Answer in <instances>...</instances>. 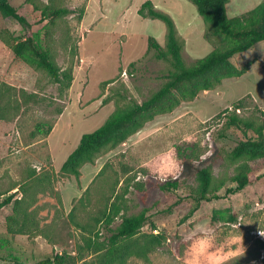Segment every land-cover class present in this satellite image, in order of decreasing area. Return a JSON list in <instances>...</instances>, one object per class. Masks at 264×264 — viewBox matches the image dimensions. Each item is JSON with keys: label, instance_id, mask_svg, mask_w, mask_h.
Instances as JSON below:
<instances>
[{"label": "rangeland", "instance_id": "1", "mask_svg": "<svg viewBox=\"0 0 264 264\" xmlns=\"http://www.w3.org/2000/svg\"><path fill=\"white\" fill-rule=\"evenodd\" d=\"M9 1L30 26L0 13V82L35 93L36 100L22 106L15 117L0 119V205L11 194L22 196L18 189L32 171L35 177L43 178L32 193L37 194L40 226L50 241L43 236L9 234L6 218L14 205H2L0 264H37L56 252L88 260L101 256L104 250L85 249L78 255L84 235L67 215L82 199L76 209L78 219L82 223L91 221L113 191L124 192L120 200L123 209L110 228L119 224L122 213L145 211L148 215L133 238L142 255L129 256L126 264H181L179 258L187 247L183 237L201 221L209 222L220 238L231 235L235 239L233 247L239 255L231 264H264V156L230 159L238 142L257 138V133L227 126L225 116L216 117L243 99V106L235 113L256 124L262 121L257 108L264 109V40L231 58L232 64L242 70L239 77L224 78L213 89L199 91L171 112L156 115L116 148L100 152L94 164L82 166L78 185L75 177H64L59 169L81 135L94 131L112 112L144 101L166 80L169 63L157 59L154 50L145 55L148 36L164 47L165 25L159 19L138 15L146 0ZM32 1L52 2L72 13L59 19L46 35L47 20L41 19ZM151 1L173 18L177 35L184 42L182 56L187 65L213 48L225 46L210 34V24L190 0ZM236 4L235 12L240 14L257 3L230 0L226 7L229 17ZM29 34L42 47H50L61 69H72L73 81L64 92L45 71L14 57L8 42ZM163 151L174 155L180 165L177 178L166 181L177 183L173 189L163 188L166 182L142 164ZM245 164L250 183L240 191L229 192L236 187L235 178ZM203 167L211 173L208 195L220 198L200 201L186 217L196 204L198 170ZM101 169L103 175L91 186ZM94 227L101 239L110 234L104 224ZM155 235L162 237L160 243L152 244L149 239Z\"/></svg>", "mask_w": 264, "mask_h": 264}, {"label": "trees", "instance_id": "2", "mask_svg": "<svg viewBox=\"0 0 264 264\" xmlns=\"http://www.w3.org/2000/svg\"><path fill=\"white\" fill-rule=\"evenodd\" d=\"M30 1V0H29ZM197 13L205 22L210 24V34L219 38L225 46L215 47L203 57L197 59L193 64L187 65L182 56L184 42L177 35V30L173 18L156 8L151 0L144 1L138 9V15L151 19H159L166 28L165 45L162 47L153 36L147 38L148 54L151 50L155 51V57L167 61L170 70L166 74V80L142 102H131L129 105L112 112L103 123L92 132L81 135L77 146L67 155L62 162L59 172L64 177L73 176L80 185L79 177L83 165L94 164L98 154L104 150L116 148L125 142L130 136L141 130L144 125L153 120L158 114L171 112L178 107L184 100H192L201 90H210L221 83L224 78L239 77L242 70L237 69L231 62V58L236 54L245 52L255 44L264 40V0H261L254 8L229 17L227 15V4L230 0H190ZM33 7L39 12L41 19L47 20L48 29L46 35L50 34V27L56 22L72 13V10L66 7L56 6L54 3H37L32 1ZM0 13L5 17L15 19L22 25L30 26L28 21L20 15L17 8L9 0H0ZM9 47L15 58L20 59L31 67L45 71L52 81L57 84L60 92H64L71 86L73 81L72 69H61L54 60L50 47H42L32 35L25 38L8 42ZM134 63H130L133 65ZM111 81H107L110 83ZM36 100L35 93H28L25 89H16L11 85L0 82V119L8 120L19 112L22 106ZM244 100L239 99L232 104V108L225 109L218 113L216 117L225 116L224 123L227 126L236 128H246L257 133V138H247L236 144L230 153V159L235 161L239 159L253 160L264 156V109L257 108L262 116V121L256 124L253 120H244L239 117L235 111L243 106ZM229 112V113H227ZM101 169L93 180V185L97 183L103 175ZM248 166L245 164L235 178L236 187L229 192L234 193L242 190L250 183ZM28 176L21 189H18L22 196L16 198L11 194L6 197L0 206L13 202V212L6 218V229L11 235L23 234L27 237L43 236L48 241L50 238L40 226L38 217L39 207L36 205L37 199L34 185H41L43 178ZM199 185L196 191V204L186 215L190 216L200 204V201L219 199V195L209 196L211 183V173L208 168L198 170ZM91 186L88 187L87 193ZM163 188L173 189L177 183L166 182ZM10 188L8 191L13 190ZM121 193H113L108 197L104 206L98 208L97 213L91 217V221L82 223L76 213L77 206L81 200L73 205L67 217L71 224L80 229L83 233L82 244L77 248L79 254L85 249L93 251L104 250V253L94 259H85L84 256H71L66 253H54L38 261L37 264H126L129 256H141V251L135 246L134 236L139 232L148 220L145 211L134 215L121 214L120 222L115 228H110L116 216L123 209L120 200ZM113 199L111 200V198ZM103 202V197L101 198ZM59 205H62L58 197ZM104 224L109 231V235L100 238V231L95 230V225ZM161 235H155L149 241L160 243Z\"/></svg>", "mask_w": 264, "mask_h": 264}, {"label": "clouds", "instance_id": "3", "mask_svg": "<svg viewBox=\"0 0 264 264\" xmlns=\"http://www.w3.org/2000/svg\"><path fill=\"white\" fill-rule=\"evenodd\" d=\"M211 154V152L207 153V155ZM142 164L149 167L161 182H166L169 177L177 178L180 168L174 155L167 151L157 153ZM183 239L187 247L183 257L179 258L181 264H231L239 255L238 250L233 247L235 239L231 235L220 238L216 229L207 221L195 223Z\"/></svg>", "mask_w": 264, "mask_h": 264}, {"label": "crops", "instance_id": "4", "mask_svg": "<svg viewBox=\"0 0 264 264\" xmlns=\"http://www.w3.org/2000/svg\"><path fill=\"white\" fill-rule=\"evenodd\" d=\"M253 1H255V3H259L261 0H253ZM231 2H232V0H231ZM152 3H153V1H152ZM229 3V2H228ZM257 4H255V6L257 5ZM153 5L155 6V3H153ZM254 6V7H255ZM156 7V6H155ZM227 7V6H226ZM236 7H237V4H236V6H235V9H232V11H231V14L234 16V15H239V14H236L237 12H235L236 11ZM253 7V8H254ZM157 8V7H156ZM250 9H252V8H250ZM250 9H248V10H250ZM248 10H245L244 12H246V11H248ZM244 12H242V13H244ZM242 13H240V14H242Z\"/></svg>", "mask_w": 264, "mask_h": 264}]
</instances>
